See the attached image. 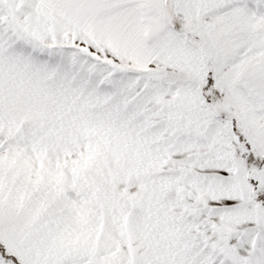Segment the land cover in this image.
I'll return each instance as SVG.
<instances>
[{
	"label": "snow or ice",
	"instance_id": "1",
	"mask_svg": "<svg viewBox=\"0 0 264 264\" xmlns=\"http://www.w3.org/2000/svg\"><path fill=\"white\" fill-rule=\"evenodd\" d=\"M0 264H264V0H0Z\"/></svg>",
	"mask_w": 264,
	"mask_h": 264
}]
</instances>
